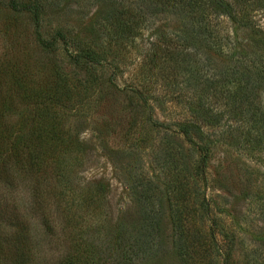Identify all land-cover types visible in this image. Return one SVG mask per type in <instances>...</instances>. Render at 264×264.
Segmentation results:
<instances>
[{"label":"trees","instance_id":"16d2710c","mask_svg":"<svg viewBox=\"0 0 264 264\" xmlns=\"http://www.w3.org/2000/svg\"><path fill=\"white\" fill-rule=\"evenodd\" d=\"M193 3L185 2L183 12L195 21L196 29L179 31L171 38L163 36V42L153 44L147 50L152 55L135 62L132 81L124 87L117 80L128 63L114 57L100 58L85 48L67 52L70 66L79 70L78 85L86 96L91 94L90 111L94 115L105 119L127 113L135 118L146 113L150 126L165 127L169 134L170 178L179 180V184L174 183V194L149 180L143 187L139 218L124 213L116 223L94 217L97 228L101 223L98 230L82 215L70 219L68 207L60 198L73 191L75 179L67 169L68 153L60 151L72 148L71 155L78 159L82 153L86 155L88 145L79 136L87 122L69 126L63 136H57V131L61 132L58 126L36 125L34 117L25 114L16 123L11 121L13 115L2 111L0 264H151L162 256H177L184 261L187 255L198 252L201 241L196 222L212 226L211 203L204 191L214 151L221 152L220 170L231 150L239 155L247 145L256 150L264 144V44L255 40L258 29L241 25L233 36L241 34L248 43L233 44L229 35L226 41L216 40L217 31L207 22L209 15L205 13L232 19L229 5L222 0H201L195 7ZM163 5L164 0H149L151 15L158 14ZM10 6L15 11L26 10L16 0H10ZM118 16L117 27L123 33L134 23H142L141 13L131 24L122 12ZM211 51L226 63L219 66L216 57L209 55ZM53 98L41 105L58 106L59 101ZM110 99L115 103H109ZM121 99L128 104L118 112ZM167 104L181 106L184 117L169 124L155 121L154 113L165 111ZM96 134L99 138L98 131ZM90 186L95 191L90 201H102L105 191ZM89 207L80 202L79 209L88 211ZM85 214L88 218L91 212ZM92 230L94 235L90 234ZM209 234L201 236L205 246L211 247L206 249L220 253L212 231ZM223 236L226 238V233Z\"/></svg>","mask_w":264,"mask_h":264},{"label":"rangeland","instance_id":"374dc122","mask_svg":"<svg viewBox=\"0 0 264 264\" xmlns=\"http://www.w3.org/2000/svg\"><path fill=\"white\" fill-rule=\"evenodd\" d=\"M187 1L164 0L166 5L159 7L160 12L151 15L149 0H16L20 8L26 7L20 11L11 8L10 0H0V115L2 111L10 113L11 121L16 123L21 114L34 117L36 125L61 128L57 136H63L69 126L87 122L79 136L88 145L86 155L82 153L78 159L71 155L72 148L60 151L68 153L67 169L75 179L73 191L60 198L68 207V218L82 215L91 224L96 221L94 217L118 223L124 213L139 218L143 187L149 180L174 194V183L179 184V180L170 178L169 134L165 127L150 126L146 113L135 118L127 113L105 119L94 115L90 111L91 94L86 96L78 85L79 70L70 66L67 52L85 48L100 58L114 57L128 63L117 80L124 87L132 81L135 62L152 55L147 50L153 44L163 42L166 36L174 37L179 31L196 29L195 21L183 12ZM189 1L195 7L201 0ZM222 1L229 5L232 19L205 13L209 15L207 22L217 31L216 40L226 41L229 35L233 44L248 43L241 34L233 36L241 25L258 29L255 40L264 44V0ZM121 12L125 19L132 20L130 24L141 13L142 23H134L123 33L117 27ZM209 55L216 57L219 66L226 63L213 51ZM53 97L59 101L58 106L41 105ZM108 102L115 103L111 99ZM127 104L121 99L119 109H115L121 112ZM163 108L165 111L154 113L159 123L169 124L184 117L181 106L167 104ZM132 119L136 122L132 123ZM230 153L219 170L221 152L214 151L207 167L210 180L204 192L211 203L212 226L209 222H196L201 241L198 252L192 257L187 255L184 261L177 256H162L151 264H264V144L256 150L247 145L239 155L232 150ZM195 180L202 184L197 177ZM90 185L105 191L102 201H90V194L95 195ZM82 200L85 207L90 205L88 211L79 209ZM85 212L91 215L86 218ZM93 226L98 230L96 224ZM210 231L220 253L215 249L208 252L211 247L205 246L206 240L201 238L210 236ZM73 232L71 228L70 233ZM90 234L95 233L92 230Z\"/></svg>","mask_w":264,"mask_h":264}]
</instances>
